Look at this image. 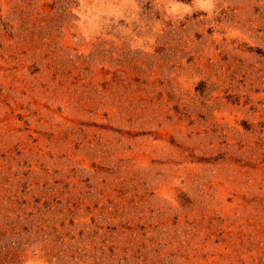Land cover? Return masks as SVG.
<instances>
[{
    "label": "rangeland",
    "instance_id": "1",
    "mask_svg": "<svg viewBox=\"0 0 264 264\" xmlns=\"http://www.w3.org/2000/svg\"><path fill=\"white\" fill-rule=\"evenodd\" d=\"M0 264H264V0H0Z\"/></svg>",
    "mask_w": 264,
    "mask_h": 264
}]
</instances>
